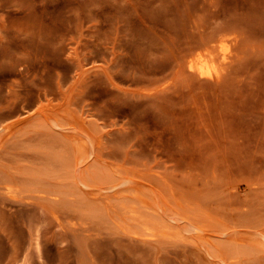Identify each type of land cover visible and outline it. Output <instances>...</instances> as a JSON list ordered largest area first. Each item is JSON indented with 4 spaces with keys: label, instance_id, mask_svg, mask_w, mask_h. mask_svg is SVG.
<instances>
[{
    "label": "rangeland",
    "instance_id": "1",
    "mask_svg": "<svg viewBox=\"0 0 264 264\" xmlns=\"http://www.w3.org/2000/svg\"><path fill=\"white\" fill-rule=\"evenodd\" d=\"M0 264H264V0H0Z\"/></svg>",
    "mask_w": 264,
    "mask_h": 264
},
{
    "label": "bare ground",
    "instance_id": "2",
    "mask_svg": "<svg viewBox=\"0 0 264 264\" xmlns=\"http://www.w3.org/2000/svg\"><path fill=\"white\" fill-rule=\"evenodd\" d=\"M219 46L213 45L207 47L205 54H199L196 60L192 59L190 67L200 76H211L213 72L220 73L221 62L230 59L231 49L225 40H219ZM230 49V50H229Z\"/></svg>",
    "mask_w": 264,
    "mask_h": 264
}]
</instances>
